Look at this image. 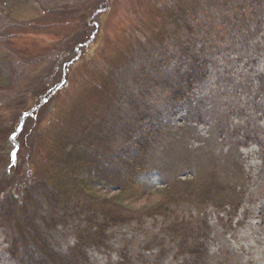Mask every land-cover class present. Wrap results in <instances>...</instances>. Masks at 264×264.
I'll return each instance as SVG.
<instances>
[{"label": "rangeland", "instance_id": "1", "mask_svg": "<svg viewBox=\"0 0 264 264\" xmlns=\"http://www.w3.org/2000/svg\"><path fill=\"white\" fill-rule=\"evenodd\" d=\"M20 1H22L20 3ZM68 5L67 11H61V0H17L18 6H8L0 4V17L6 24L0 23V74L6 70L8 78L11 77L15 82L19 83V77L23 74V70H30L29 75L22 83L31 85L26 86L30 91L24 95L19 101L20 104L13 105L14 101H5L4 106L0 107L1 112L6 114V119L0 122V148L3 141L4 149L1 152L0 172L8 171L15 168L17 158L11 157L15 148L14 143H10L9 136L15 129L21 113L25 108H29L34 104L35 95L45 86L47 82L54 85L64 77L73 75L76 63L73 65L72 55L73 43L72 35H67L68 31L75 29L79 24L78 31H83L88 27V32L97 29V35L101 34L98 40L95 58L96 64L103 65L102 59L111 55L113 52L128 51V57H131V67L134 72L139 74V66L145 61V54L160 44L161 39L155 36L150 37V33L155 30L168 31L170 29L171 16L178 18L181 12L188 13L189 27H193L197 22H202V32L197 34L201 38L207 27V19L215 21L217 30L226 32V27L232 25L234 39L227 42L229 36H226L227 50L222 53L216 52L208 48L209 53H205V59L209 63V67L204 78V93H211L212 87H223L225 94H220L217 100L220 105L224 104L226 96L233 102L229 105L230 116L227 123L238 128L239 137L236 132L237 140H245L247 131L258 130L259 140L264 142V0H62ZM45 5V13L42 10ZM7 11L4 12L2 11ZM160 10V13L154 18V11ZM41 10V11H40ZM102 11V12H101ZM66 12L65 14H59ZM48 22L58 20L55 17H68L69 23L62 25L60 29L53 24L52 27L39 30L36 26H42L45 19L41 16L44 14ZM44 15V16H45ZM239 17L240 24H236L235 19ZM73 20L74 23H73ZM98 20V23L96 22ZM45 21V23H46ZM232 21V24H231ZM144 23V28L137 30ZM231 24V25H230ZM77 35V32L75 33ZM95 38V39H96ZM133 40L131 44L129 41ZM225 40H222L224 42ZM142 42L146 45L145 52L142 51ZM221 42V43H222ZM198 43V47L200 46ZM52 46L49 51L44 46ZM132 45V48L129 49ZM175 42L173 46L167 47L166 58L163 64L169 72H175L178 66L185 67L189 65L194 55L190 52H176ZM93 47V45L91 46ZM88 45L84 46V53ZM101 51V52H100ZM134 51H137L134 52ZM45 52V53H44ZM103 52V53H102ZM108 52V53H107ZM63 53L66 57V63H70L71 67H67L64 72L65 65L55 62V58ZM135 58L132 57V54ZM84 54L81 52L80 56ZM39 58L38 60H32ZM35 61L34 63L32 61ZM30 61V62H29ZM72 62V63H71ZM85 66L90 65L84 63ZM84 64L80 68L84 69ZM68 66V65H67ZM13 69V70H12ZM47 70L46 83L39 86V75ZM133 76L126 74L117 77L116 84L123 80L126 81ZM70 79V78H69ZM10 79L0 78V84H4ZM174 79L171 80V82ZM14 86V85H11ZM71 83L59 91V97L50 99L45 103L46 109L44 113L51 115L54 105L58 100L69 97L73 92L70 88ZM17 88V86H15ZM170 86L166 87L165 92ZM75 93V91H74ZM78 98L84 101V105L91 104V100L87 99V92L79 89ZM47 95V93L45 94ZM44 95V96H45ZM96 93H89V97H94ZM151 96H155L150 94ZM54 97V96H53ZM71 100V99H70ZM182 111L176 115H165L166 122L172 125L176 132L182 135L185 132L181 126L188 120L185 113L188 110L186 106L181 107ZM90 110L85 112L90 115ZM76 110L73 108L70 117L76 120ZM215 121L197 123L200 135L208 136L210 125H214ZM245 125L240 129L241 126ZM259 126L258 129L254 127ZM48 127V125H47ZM130 127V121L127 117L122 118L119 123H112V134L107 135V142L104 144L108 148L115 149L114 166L111 173L107 171L98 172L97 170H85L80 177L86 178L85 189H91L95 196H107L122 191L121 202L123 208H129L131 213H136L126 223L119 225H109L105 230V239L99 245L91 242L87 247V255L92 264H182L188 258L193 264H264V157L259 153L260 146L255 142V138H251L247 143H240L238 153L241 148V158L245 163L248 176L231 182V169L227 166V162L219 163L225 170L217 175H206L199 179L192 180V177L186 175V168H182L185 159L176 155L173 159H169L168 166L163 169L148 168L144 173L133 175L128 189H121L118 184L119 176L121 179L126 177L127 163L124 149L128 150L132 142H127V130ZM30 131V129H29ZM43 131L42 129L40 130ZM24 135V133H23ZM36 134L33 135L35 137ZM32 137V138H33ZM190 138V136H189ZM37 139V138H36ZM36 139L34 147H36ZM257 139V140H258ZM194 146H200L203 142L198 139H190ZM259 141V142H261ZM40 144V143H39ZM41 143L38 152L40 153L39 168L45 174L47 167L44 166V147ZM226 148L230 147L229 143H225ZM236 151V148L232 149ZM129 154H133V149ZM243 155V157H242ZM32 157H30V162ZM19 162V161H18ZM195 167H198V161L195 156L192 158ZM119 172V173H118ZM245 172V174H246ZM119 174V176H118ZM177 176L178 180L187 181L184 183H202L215 181L221 183L222 187L227 184H238L237 194L233 197V187L227 190L219 187L214 194L218 197L216 205L213 201H207L206 205L202 204H182L180 209H176L182 217H186L191 224L181 225L183 233L188 235H202L206 244L207 253L200 259L190 253L179 251L176 241H180L175 230L171 229L178 225L176 215L173 213L167 215L148 216L145 215L149 207L153 206L157 197L151 193L159 192L165 188L166 199L171 200L174 194L182 193L184 183L174 181ZM244 184L245 193L242 198V183ZM240 183V184H239ZM125 188H127L125 186ZM121 189V190H120ZM43 193V192H42ZM228 194V195H227ZM44 195V194H43ZM242 199V202L239 200ZM229 204L227 201H231ZM192 202H195L193 199ZM200 207V208H199ZM203 207V208H202ZM202 208V209H201ZM148 209V210H147ZM48 210H42L40 215L41 224L46 229L45 221ZM139 213V214H138ZM119 213H115L118 215ZM19 216V213H18ZM165 227V229H164ZM170 227V228H169ZM47 230V229H46ZM172 233L176 240L168 236ZM178 235V234H177ZM56 246L65 251L73 247L77 241L75 234V226L70 221L67 224H61L55 231ZM55 242V238L53 237ZM6 241L4 234L0 228V264H13L14 260L6 252ZM167 248L164 256L159 257L160 249Z\"/></svg>", "mask_w": 264, "mask_h": 264}, {"label": "trees", "instance_id": "2", "mask_svg": "<svg viewBox=\"0 0 264 264\" xmlns=\"http://www.w3.org/2000/svg\"><path fill=\"white\" fill-rule=\"evenodd\" d=\"M15 2L17 0H0V4L18 6L19 4ZM58 6H61V11H67L69 7L62 0ZM40 8L45 13V5ZM2 11L7 13L3 9ZM159 13V9L154 11V18ZM44 15L41 16L42 20L50 14ZM170 18L168 31L159 29L150 33V37L160 38L161 42L154 49H148L150 52L145 54V61L139 66V74L130 72L133 68L129 62L131 57H128V51L117 50L102 59V66L96 64L97 58L94 55L101 34L97 35V38L91 37L92 32H88V27L78 31L79 24L75 29H71V32L68 31L67 35H72L74 44L73 65L76 63L73 75L69 76L70 88L73 92L68 98L58 100L51 115L44 113L46 109L44 105L37 111V115L28 118L30 120L25 125L26 132L19 136L17 166L14 169L11 168L10 172L3 169L0 172V228L7 244L6 252L14 260L13 264H92L87 255L88 244L93 242L99 245L105 239L107 226L126 223L137 216L136 213H131L129 208L120 206L122 191L108 195L109 198L95 196L91 192L92 188L85 189L86 178L80 177L85 170L90 173L91 170L108 173L113 170L115 154L112 151L115 152V149L108 148L104 144L107 142V135L112 134V123L116 120L119 123L122 118L129 119L127 142H132L128 150L125 148L122 151L126 157L124 160L127 163V174L123 179L118 174V184L121 185V189H126L125 186L129 187L134 174L144 173L148 168L163 169L162 165L167 167L169 159H173L176 155L185 159L182 168H186L184 172L191 176L192 180L222 173L225 166H222L219 160L228 163L227 166L231 169V182L235 180L241 182L245 176H248L244 160L241 158L242 152L238 153L239 144L243 143L242 140L236 139V134L238 137L240 135L238 128L227 123L230 116V109L227 110V108L233 101L227 97L224 101V104H228L227 107L219 104L217 97L225 94L223 87H212L213 91L209 94L208 90L206 94L203 91L205 90L204 78L209 67L204 54H210L208 48L215 52L226 51L227 35L230 39L227 42H234L232 21L231 26L226 27V32L223 33L216 29L215 21L207 19V27L202 37L198 38L197 34L203 29L201 21L189 27V16L185 11L181 12L178 18L173 16ZM52 19L58 20V24L45 19L44 24L36 28L43 30L42 27H52L55 24L56 28L60 29L62 25L69 23L68 17L65 16L62 18L52 16ZM235 22L240 24L239 17L235 19ZM146 24L144 23L137 30H141ZM4 29L6 31L7 26ZM133 40L129 42L132 44ZM222 40L225 41L222 42ZM174 42L179 45L175 49L176 52L187 54L190 52L194 55V59L185 67L178 66L173 73L167 70L163 62L169 56L166 48L173 46ZM199 42L201 44L198 47ZM85 45H88V48L84 53ZM51 47L53 45L44 46L47 48L45 52ZM131 48L132 45L129 49ZM141 48L143 52L147 51L143 42ZM80 50L83 56L79 55ZM134 52L137 53V51ZM132 57L135 58V55L132 54ZM55 62L64 66L66 57L60 53L55 58ZM85 62L91 66H85ZM81 64H84V69L80 68ZM67 65L68 68L73 66H70V63ZM7 72L6 70L0 74V78L10 79L6 80L7 85L4 88H0L3 92L0 95V107L9 100L14 101L12 106L20 104L19 101L30 91L26 86L31 83H22L29 75V69L23 70L19 83L11 77L8 78ZM46 72L47 70H44L39 75L41 84L46 83ZM124 74L133 77L123 80L118 84L119 89H117V77ZM172 79L174 81L171 82ZM47 86L45 84L44 88H50L52 85ZM168 86L170 88L165 92ZM80 88L87 92L86 100H91L90 105L87 102L88 105L85 106L83 104L85 100L78 98L77 92ZM8 89L10 92H7ZM51 89H54L53 86ZM89 93H96V95L90 98ZM41 98L42 93L39 91L32 102L38 103L42 100ZM183 106L188 108L185 113L188 121L181 128L189 133L190 138L187 134L182 135L180 131L176 132L164 117L166 114L180 113ZM73 108L76 110V120L70 117ZM89 110L90 115L85 116V112ZM4 120L3 116L0 122ZM210 121H215V124L210 125L208 136L200 135L198 125H194V122ZM31 122H34V125ZM27 128H30V131ZM34 134H36L35 137H33ZM246 134L244 143H247L246 141L250 138L258 139L260 135L258 130L247 131ZM191 138L202 140L203 143L200 146H194ZM35 139L36 147H34ZM3 141L7 140L3 139L1 143ZM42 142L45 149L44 166L48 168L45 174L38 165L40 158L38 149ZM261 142L263 147L264 142ZM225 143L230 144L228 149ZM1 146L4 149L3 145ZM233 148H236V151H233ZM2 149L0 148L1 159H3ZM131 149L133 154H129ZM193 156L197 158L198 167H195L192 162ZM30 157H32L31 162ZM174 181L187 182L178 180L177 176ZM220 184L215 181L198 184L184 183L181 188L182 193L174 194L171 200L165 198V189L168 190V188L151 193V197L154 195L157 200L148 208L149 210L147 209L145 215L151 217L171 213L176 215L178 225L171 229H174L175 235L181 238L180 241H176L179 251L190 253L195 259H200L207 253L202 235L189 236L188 233H183L181 225L186 226L191 224V221L186 217L181 219L176 209H180L182 204L206 205L207 201H213L216 205L218 197L214 194V188L216 190L222 187ZM232 187L233 195L230 197L237 194L238 184H227L222 187L228 194ZM239 189L243 188L239 187ZM193 199L195 202H192ZM227 202L229 204L232 200ZM42 210H48L46 215L48 219L45 221L47 230L41 224V218L45 220L40 215ZM115 213L119 214L115 215ZM70 221L75 226L77 241L73 247L65 251L56 246L55 231L61 224H67ZM168 236L176 240L172 233ZM166 251L167 248L162 247L159 257L164 256ZM182 264L193 263L186 258Z\"/></svg>", "mask_w": 264, "mask_h": 264}, {"label": "bare ground", "instance_id": "3", "mask_svg": "<svg viewBox=\"0 0 264 264\" xmlns=\"http://www.w3.org/2000/svg\"><path fill=\"white\" fill-rule=\"evenodd\" d=\"M2 117H3V114H2V112L0 113V119L2 120Z\"/></svg>", "mask_w": 264, "mask_h": 264}]
</instances>
